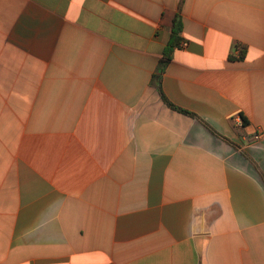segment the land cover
Segmentation results:
<instances>
[{"label":"crops","instance_id":"obj_1","mask_svg":"<svg viewBox=\"0 0 264 264\" xmlns=\"http://www.w3.org/2000/svg\"><path fill=\"white\" fill-rule=\"evenodd\" d=\"M258 131L264 0H0V264H264Z\"/></svg>","mask_w":264,"mask_h":264},{"label":"trees","instance_id":"obj_2","mask_svg":"<svg viewBox=\"0 0 264 264\" xmlns=\"http://www.w3.org/2000/svg\"><path fill=\"white\" fill-rule=\"evenodd\" d=\"M182 32V23L180 21V19L176 18L175 21H174V24H173V29H172V35H171V38H170V41H169V45L167 47V50L165 52V56H164V59L161 61V64L159 66V72H163L164 69H165V66L167 64V62L169 61L170 59V54L171 52L173 51L174 48H177V47H181V42H182V38L180 37V34ZM240 54H241V59L245 56V50L244 48H240ZM157 80L159 82V89H160V77H157ZM161 90V89H160ZM161 95H162V98L163 100L173 109L175 110H178L180 112H183L185 114H188L186 111L184 110H181V109H178L176 108L175 106H173L167 99L166 97L163 95L162 91H161Z\"/></svg>","mask_w":264,"mask_h":264},{"label":"built area","instance_id":"obj_3","mask_svg":"<svg viewBox=\"0 0 264 264\" xmlns=\"http://www.w3.org/2000/svg\"><path fill=\"white\" fill-rule=\"evenodd\" d=\"M187 46V43H182V47H186ZM264 135L263 133L260 131H258L253 137H252V143L253 144H257L259 143L262 139H263Z\"/></svg>","mask_w":264,"mask_h":264}]
</instances>
